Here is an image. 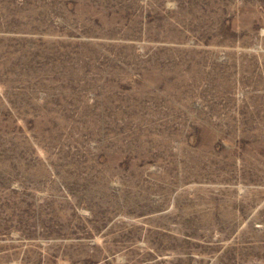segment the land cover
Segmentation results:
<instances>
[{
	"label": "rangeland",
	"instance_id": "obj_1",
	"mask_svg": "<svg viewBox=\"0 0 264 264\" xmlns=\"http://www.w3.org/2000/svg\"><path fill=\"white\" fill-rule=\"evenodd\" d=\"M0 264H264V0H0Z\"/></svg>",
	"mask_w": 264,
	"mask_h": 264
}]
</instances>
